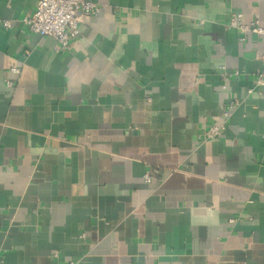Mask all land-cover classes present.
I'll return each instance as SVG.
<instances>
[{
	"label": "crops",
	"instance_id": "crops-1",
	"mask_svg": "<svg viewBox=\"0 0 264 264\" xmlns=\"http://www.w3.org/2000/svg\"><path fill=\"white\" fill-rule=\"evenodd\" d=\"M92 1L61 55L0 0V264H264V0Z\"/></svg>",
	"mask_w": 264,
	"mask_h": 264
},
{
	"label": "built area",
	"instance_id": "built-area-1",
	"mask_svg": "<svg viewBox=\"0 0 264 264\" xmlns=\"http://www.w3.org/2000/svg\"><path fill=\"white\" fill-rule=\"evenodd\" d=\"M103 7L92 0H39V3L33 13L22 19V23L27 31L38 37L53 38L57 47L56 53L64 55L68 54L73 42L79 35V26L83 23V19L89 20L92 17H97ZM242 17L237 15L234 21L239 23L238 30L241 35V41L245 42L248 35L255 34L264 37V28L258 24V20L251 24L245 25L241 23ZM13 21L0 20V27L6 30L11 29ZM261 69L257 73L256 86L264 89V52L261 56ZM221 70H225L221 68ZM10 73L19 76L21 74L20 67L10 69ZM225 82L229 81L232 77L238 78L240 73L235 71L233 73H224L221 75ZM17 86L15 81L7 82V87L13 89ZM240 105L237 99H233L228 104L227 110L224 112L226 119L231 118L232 111ZM225 130V126L211 125L207 138L217 139L221 138ZM144 181L148 184L161 183L162 176L159 169H149L144 174ZM84 238V236L82 237ZM57 258V255H54ZM76 264V263H70Z\"/></svg>",
	"mask_w": 264,
	"mask_h": 264
}]
</instances>
